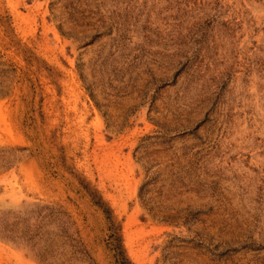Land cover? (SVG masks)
Returning a JSON list of instances; mask_svg holds the SVG:
<instances>
[{
  "label": "rangeland",
  "instance_id": "374dc122",
  "mask_svg": "<svg viewBox=\"0 0 264 264\" xmlns=\"http://www.w3.org/2000/svg\"><path fill=\"white\" fill-rule=\"evenodd\" d=\"M110 234L264 264V0H0V264H118Z\"/></svg>",
  "mask_w": 264,
  "mask_h": 264
},
{
  "label": "trees",
  "instance_id": "16d2710c",
  "mask_svg": "<svg viewBox=\"0 0 264 264\" xmlns=\"http://www.w3.org/2000/svg\"><path fill=\"white\" fill-rule=\"evenodd\" d=\"M105 212H108V214L110 213L106 209H105ZM110 237H112L114 239L111 242H113L112 248L115 252L114 255L116 257L117 263L118 264H131L127 260L125 254H124V250H123L122 245H121V238L119 236H115L114 234H110Z\"/></svg>",
  "mask_w": 264,
  "mask_h": 264
}]
</instances>
